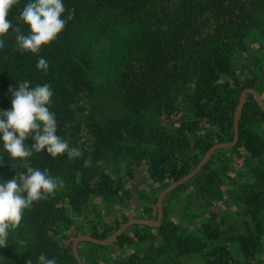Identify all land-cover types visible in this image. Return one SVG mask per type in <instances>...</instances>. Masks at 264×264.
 Listing matches in <instances>:
<instances>
[{"label":"trees","instance_id":"trees-1","mask_svg":"<svg viewBox=\"0 0 264 264\" xmlns=\"http://www.w3.org/2000/svg\"><path fill=\"white\" fill-rule=\"evenodd\" d=\"M28 2L12 8L13 24ZM62 2L75 9L74 18L39 54L13 51L14 35L5 38L0 109L12 107L10 85L50 84L57 135L93 164L46 151L30 158L64 188L24 211L8 246L0 248V264H38L41 253L57 264H79L74 236L104 238L130 218L155 219L159 192L212 144L232 139L241 90L252 87L264 100V0ZM41 57L49 64L46 74L36 67ZM101 64L109 67L95 83ZM3 155L0 180H8L16 170L0 142ZM162 209L160 224L132 223L110 244L80 240L82 260L264 264V110L252 93L236 143L216 148L199 171L164 195Z\"/></svg>","mask_w":264,"mask_h":264},{"label":"clouds","instance_id":"clouds-1","mask_svg":"<svg viewBox=\"0 0 264 264\" xmlns=\"http://www.w3.org/2000/svg\"><path fill=\"white\" fill-rule=\"evenodd\" d=\"M19 2L0 0V50L6 47L5 38L11 34L15 37L13 51L39 54L43 47L58 38L75 15V9L66 10L62 0H29L13 24L9 15ZM66 11L68 15L65 19L63 14ZM23 26H27V33ZM36 67L46 74L49 64L41 57ZM9 92L12 96L11 109H0V142L16 174L11 179L0 180V248L8 246L10 233L21 225L25 210L31 209L35 202L54 197L57 191L64 188L63 181L53 177L49 169L32 166L30 158L34 154L46 151L53 158L66 155L69 161L83 159L84 167L93 164L91 156L84 158L80 148L70 146L67 140L57 135L56 115L50 110L54 95L50 84L33 87L29 81H24L18 88L10 85ZM29 139L34 143L27 144ZM3 157L0 156V163ZM96 164L102 167L104 161L99 160ZM26 264H32V261L27 260ZM38 264L57 262L55 258L48 259L41 253Z\"/></svg>","mask_w":264,"mask_h":264},{"label":"water","instance_id":"water-1","mask_svg":"<svg viewBox=\"0 0 264 264\" xmlns=\"http://www.w3.org/2000/svg\"><path fill=\"white\" fill-rule=\"evenodd\" d=\"M250 92L254 95L256 102L258 105L261 107V109L264 110V100L262 99L260 93L252 88V87H245L241 90L239 94V100L238 103L235 107L234 110V115H233V137L230 140L226 141H218L212 144L203 154L201 159L198 161V163L186 174L182 175L176 180L171 181L167 186H165L158 194L157 196V217L155 219L152 218H146V217H133L128 219L127 221L123 222L120 224V226L114 230L110 235L104 237V238H97L85 233L78 234L73 237L72 239V251L73 254L78 261L79 264H85L84 261L82 260L77 244L80 240H91L93 242L97 243H102V244H110L112 243L129 225L132 223H143V224H149V225H158L161 222L162 216H163V209H162V201L164 195L170 191L172 188L176 187L178 184L184 182L186 179H188L190 176H192L194 173L199 171V169L202 167V165L207 161V159L210 157L211 153L216 149L220 147H225V146H232L236 143L238 140V121L240 117V113L242 111L244 101L246 98L247 93Z\"/></svg>","mask_w":264,"mask_h":264},{"label":"rangeland","instance_id":"rangeland-1","mask_svg":"<svg viewBox=\"0 0 264 264\" xmlns=\"http://www.w3.org/2000/svg\"><path fill=\"white\" fill-rule=\"evenodd\" d=\"M108 67H109L108 64H101V65H99V67H98V71H96V75L94 76V79H93L95 83H98L99 80H101V79L104 77L106 71L108 70ZM124 211H125V213L128 214V215H132L133 212H134V211L131 210L130 208H125ZM110 215H111V214H110ZM116 215H117L118 217H121V215H120L119 212H116Z\"/></svg>","mask_w":264,"mask_h":264}]
</instances>
